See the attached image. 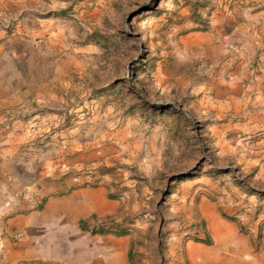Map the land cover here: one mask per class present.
Instances as JSON below:
<instances>
[{"label": "rangeland", "instance_id": "obj_1", "mask_svg": "<svg viewBox=\"0 0 264 264\" xmlns=\"http://www.w3.org/2000/svg\"><path fill=\"white\" fill-rule=\"evenodd\" d=\"M233 1L0 0V42L23 22L45 28L40 45L52 26L63 36L54 70L66 85L0 107V147L55 156L72 188L104 186L114 206L81 215L83 251L100 229L128 235L130 264H251L262 249L264 128L244 126L264 116L263 97L252 99L254 84L231 98L214 75L224 52L210 50L212 20ZM209 204L232 224L216 241L201 230ZM189 241L207 253L191 257ZM214 248L215 261L190 259Z\"/></svg>", "mask_w": 264, "mask_h": 264}, {"label": "crops", "instance_id": "obj_2", "mask_svg": "<svg viewBox=\"0 0 264 264\" xmlns=\"http://www.w3.org/2000/svg\"><path fill=\"white\" fill-rule=\"evenodd\" d=\"M33 1L25 0L27 3ZM41 25L33 22L27 26L23 22L0 42V107L25 105L38 98L49 99L57 92V86L66 85V80L57 78L54 70V63H63L60 28L52 26L48 42L40 45L38 36L45 29ZM211 27L216 30L218 43L210 50L224 52L217 58L222 63L215 68L216 81L234 86L229 89L231 98L235 97L232 91L237 87L246 85L248 88L255 84L252 99L262 96L261 101H264V65L254 58L258 55V60L264 59V0H234L229 11L215 14ZM253 61L255 67L251 68ZM225 76L230 81L226 82ZM252 112L244 126L247 132L264 128V116ZM18 126L19 123L14 128ZM259 141L264 144V139ZM18 150V144L8 142L0 147V255L3 264H130L127 258L129 239L125 233L95 230L89 240L91 246L83 251L88 240L84 236L87 232L80 231L77 224L81 215H90L93 210L103 213L114 206V201L106 197L104 186L72 188L55 156L36 157ZM254 163L258 161L249 159L245 165ZM56 186H59L58 193ZM209 208L212 209L206 214L209 220L201 230L216 241L222 230L232 224L214 210L213 204H209ZM73 233L83 235L86 242H73ZM189 242L188 247L196 245L208 249L202 246L203 241L199 244ZM218 258L215 248L206 257H190L199 261ZM245 260L264 264V243L259 252Z\"/></svg>", "mask_w": 264, "mask_h": 264}, {"label": "bare ground", "instance_id": "obj_3", "mask_svg": "<svg viewBox=\"0 0 264 264\" xmlns=\"http://www.w3.org/2000/svg\"><path fill=\"white\" fill-rule=\"evenodd\" d=\"M214 221V220H213ZM212 230V229H211ZM215 232V230H213V233ZM217 232V231H216ZM215 237V236H214ZM189 255H191V257L193 256H196L198 254H204V253H207V250L205 249H202L200 247H197V246H191L190 247V250H189Z\"/></svg>", "mask_w": 264, "mask_h": 264}, {"label": "built area", "instance_id": "obj_4", "mask_svg": "<svg viewBox=\"0 0 264 264\" xmlns=\"http://www.w3.org/2000/svg\"><path fill=\"white\" fill-rule=\"evenodd\" d=\"M0 264H3V261H2L1 255H0Z\"/></svg>", "mask_w": 264, "mask_h": 264}]
</instances>
